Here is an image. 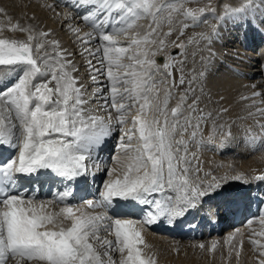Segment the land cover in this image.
Returning <instances> with one entry per match:
<instances>
[{"label":"snow or ice","instance_id":"1","mask_svg":"<svg viewBox=\"0 0 264 264\" xmlns=\"http://www.w3.org/2000/svg\"><path fill=\"white\" fill-rule=\"evenodd\" d=\"M72 7L84 8L81 20L93 27V32L81 35L79 28L69 26L83 48L80 53L61 48L56 38L48 39L51 29L37 30L31 25L11 26L12 30L28 33L26 41L0 38V149L14 153L18 150L17 155L0 161V264H158L155 255L146 254L141 247H148L142 234L145 226L164 220L176 224L193 212L207 218L232 215L251 195L230 190L232 185L246 182L244 173L213 176L207 183L190 179V146L223 152L232 138V126L219 122L230 111L222 103L225 97L220 95L214 101L209 94L205 103L203 89L197 95L192 87L194 77L187 81L188 87L179 94L175 106L169 107L173 89L186 83L182 68L178 84L170 71L183 64L175 56L186 57V42L171 41L177 51L163 56V65L157 64L156 56L165 52L166 38L177 31L174 14L191 17L194 23L200 17L192 10H184L181 0H72ZM258 8L264 9V0H241L236 7L225 4L218 19L251 24L264 34V15L257 18ZM209 11L215 14L214 9ZM4 12L0 8V13ZM199 13H205V9H199ZM114 14H118L115 20L104 18ZM146 17L151 22L143 34L135 32L127 41L117 39L119 35L128 36L137 21ZM69 19L71 14L66 15L65 22ZM164 23L169 25L166 33L160 31ZM181 23L178 40L189 27ZM218 37V28L213 27L211 33H201L198 40L189 38L187 43L206 41L211 54L212 41ZM153 44L154 50L148 47ZM76 55L99 57L96 63L100 66L87 59L85 71L97 85L101 84L97 77H105L110 92L105 86L88 92L87 86L73 75L79 71L71 59ZM261 56L264 52L257 55L253 67L264 74ZM125 58L129 63L123 62ZM17 70L21 71L18 78L6 83ZM159 72L162 75L157 77ZM199 76L207 78L208 71ZM160 84L166 85L163 98ZM259 95L262 93H252V97ZM93 98L100 101L98 110L105 115L94 114L97 109L86 107ZM213 103L218 107L209 110L208 105ZM253 106L255 101L246 107ZM133 108L136 113L131 115ZM257 112L264 114V108ZM209 121L212 131L205 139L204 125ZM129 122L131 127L125 128ZM257 123L264 131V123ZM218 131L222 135L216 143ZM116 133H120L115 157L118 167L105 169L112 178L102 181V190H96L95 199H86L79 207L71 206L75 190L81 185L89 187L90 176L95 179L91 168H100L94 153ZM258 139L249 137L252 144ZM191 156L196 159L194 153ZM199 172L197 164V177ZM24 178L41 185L59 182L63 189L57 190L51 200L25 198L26 192L15 191ZM257 179L264 181V174ZM54 203L64 206L52 211ZM132 206L147 207L142 208L139 218H113L131 215L126 210ZM97 208L109 209L113 215L87 210ZM252 223L249 219L248 224ZM259 224L264 225V212ZM258 235L264 237V231ZM233 241L234 235L230 234L226 239L229 258L234 251L239 264L243 240L239 247ZM250 243L258 246L257 264H264V244L251 236ZM198 247L203 250L205 245ZM216 247L213 241L211 250ZM116 252L118 260L113 258Z\"/></svg>","mask_w":264,"mask_h":264},{"label":"bare ground","instance_id":"2","mask_svg":"<svg viewBox=\"0 0 264 264\" xmlns=\"http://www.w3.org/2000/svg\"><path fill=\"white\" fill-rule=\"evenodd\" d=\"M49 1L52 2V6L54 5L57 8H59V7L61 8L63 6H67L70 8V10H67V11L63 10V13L58 18V21L64 22L66 15L68 14V12H70L69 14H71L72 19L67 20V23H63L62 24L63 28H64V26H66V27L68 26L67 29H70L69 26L74 27L76 23L82 22L81 24H85V26H88L90 29H92L91 32H93V27L91 26V23L90 22H84L81 20V14L85 12L84 8H80V9L73 8L72 4L70 5L71 0H65V2L67 1L68 3L63 4V3H65V2H63L62 3L63 5H61L60 3L58 5V3L56 2L57 0L56 1L55 0H53V1L49 0ZM49 1L46 2L43 5V7L48 6V4L50 3ZM60 1H63V0H60ZM167 1H171V0H167ZM177 2L178 1H175L174 3H177ZM210 2L206 0L203 2H197V3L193 2L191 4H188L189 6L200 5V6H198L199 9L203 8V9L207 10V11H205L206 16H204V17H206L205 19H208V20H207V22H202L203 25H202L201 29H197V28L194 29L192 27L188 28L187 30L190 29L188 31V32H190V37H186L184 42L186 40H188L189 38H195L198 40L199 39V37H198L199 36L198 35L199 30H200V32L205 30V34L211 33V31L213 29L212 26L218 27L219 37L214 38L212 41V44L210 46L211 54H210L209 50L205 47V44H206L205 41L200 42L199 44H197V43L186 44L187 55H186L185 59H183V60H185V62L182 64V65H184V68L182 71H183V75H184L185 79H187V80H186V83L184 86L173 89V92H175V95L170 100L169 107L175 106V104L177 103V98H178L179 94L182 93L188 87L187 81L192 80L194 77H196L195 82L192 84V87L194 89H196L197 95H200L201 94L200 90L203 89L205 103L207 102L206 98L208 97L209 94H211V97L214 101L218 100L220 95H224L225 100L222 103L225 107H229L230 111H229V113H227L223 117V120L219 121V122H225L226 121L228 124H231L233 119H235V118L237 119V117L239 115H244V116L246 115L247 116L248 113L251 112V110H253V111L256 110V108H258L259 106H262V104L264 103V80L262 78H260L259 69H255L252 66L253 63L256 64V57H254V55H251V56L248 55V54L255 53V52H253L254 48H252V47L246 48L245 47V45H246L245 42H247V39L249 38V36L252 38V45H253V41H255V42L260 41L262 38L264 39V37L262 35L259 36L258 32L251 26V24H243L242 25V24L233 23L231 20H225V21L219 23L218 17L220 15H223L224 9L221 10L219 7H217V3L213 2V1H212V3H210ZM238 2H239V0H225V4H231L233 7H236V3H238ZM225 4H223V5H225ZM210 8L211 9H213V8L217 9L215 11V14H213V16L210 15V14H212V12L209 11ZM81 9L84 10V11H82V13H80ZM183 9H184V7H183ZM259 12H260V8L256 11V15H257L258 19L263 14V13H259ZM56 14H57V12H56ZM56 14H54V16H52V12H49V16L51 18L57 16ZM117 16L118 15L116 14V18H117ZM174 17L176 20L174 27L177 31H174L175 33L173 32L172 36L166 38V40L168 42L176 40V34H177V32H179L180 26L182 24L181 23L182 17H184V16L182 14H174ZM13 18H14V20H10L9 16H7V14H4L3 15V21H2L3 23L0 24V28H4V27L6 28V27H10L14 24H19L22 27H27V26L31 25V26H34L35 28L38 27L39 30H45V31L51 29V27L46 22H44V20L40 16H37L36 14L30 13V12H23L22 10H18L13 15ZM104 18H106L110 21L115 20L113 15L108 16V17H104ZM94 19H95V17H94ZM4 20L5 21L7 20L10 22L9 24H7L8 26L6 25ZM58 21H57V24L59 23ZM73 21H75V22H73ZM72 22H73V25H70ZM108 27L110 28L111 24H109ZM168 28H169V25L167 23H164L162 28L160 29V31H162L163 29H168ZM67 29H65V30H67ZM16 30L21 32L19 29H16ZM145 31H146V29L142 30V32H145ZM80 33H83V29L80 30ZM251 33H253V34H251ZM141 34H143V33H141ZM53 35L54 34H52L50 37L56 38L60 42V46L64 47L66 44L69 43V42L67 43L64 39H62V38L59 39L57 36H55V35L53 36ZM2 37H7L9 39L15 38V37L7 36V35L0 36V38H2ZM74 37H75V35H73L69 41H71ZM257 38L259 40H257ZM15 39L16 40H25V38L22 35L16 37ZM179 40H177V41H179ZM182 41H183V39H182ZM77 42H79V41L75 40L73 45L70 47V49L74 48V47L75 48L80 47L81 44L76 45ZM186 43H187V41H186ZM220 43H223V45L225 44V46H224L225 49H226V45H227V47L235 45L236 47H238L237 50L242 52L243 58L246 60V61L243 60L245 62H243L242 65H245L244 63H247L245 71L243 70L242 72H243V74H245L247 76V78H251L250 82H253V84L255 83L254 85H256V87H255L256 90L253 89V84H252V86H249V87H247V85L245 84L246 86H241V87H238L235 89H233V88L231 89V88L227 87V89H228L227 91H226V89L225 90L223 89L222 85H221L222 87H219L220 85L218 83H223L224 85H227V84L229 85V83L231 81H233V83H234V81L239 82V80H240V77H239L240 74H237V73H236L237 75H234V73L231 72L232 75L231 74L225 75V76L222 75L223 77H217V76H220V74H222V73L224 74V72H221L220 69H218L216 72L212 71L213 69H216L215 68L217 65L216 62L220 58H222V57L223 58L226 57L225 59L230 58L229 55H228V57H227V55H225L226 52L222 51L225 49L224 48L222 49ZM169 48H171V47H169ZM169 48L166 51H168ZM218 48H221L222 50H218ZM82 49L83 48H78L76 51L78 52V51H81ZM262 50H264V46H262ZM233 53H234V51H233ZM160 55H161V53L157 54V56H156V58L158 57L157 58V60H158L157 64L163 65L161 58L164 54L161 57H159ZM205 57H208L207 61H208V65L210 67V70L206 66L207 62L204 59ZM249 57H252V59L249 60L248 59ZM96 59H98V58H96ZM260 59H261V57H260ZM209 60L211 61V63H209ZM233 63H236V62H233ZM177 66L179 67L180 65H177ZM235 66H237V65H235ZM220 68H224V71H229V68L227 66L226 67L222 66ZM253 69H255L256 73H253ZM206 70L208 71L207 78L199 76V74L201 72H204ZM170 71H172L173 77L175 78V81L178 84L181 73H178L176 71V68H173L172 70L170 69ZM179 71H181V70H179ZM234 71H236V70H234ZM157 74H160V72ZM11 78L12 77L8 78V81H11ZM8 81H6V83ZM168 82L170 83L171 81H168ZM0 86H2V85H0ZM96 87H98V85L92 87V91ZM159 87L161 89V98H163V94H164L163 90L166 87V85L160 84ZM251 91H256V92L262 93V95L257 96L258 97L257 99L255 98L257 102L260 100V103L257 104V102L255 101L256 102L255 106L246 107L247 105H252L253 103L249 102L250 99L242 100V99H240V97L244 96V94L249 93ZM189 102H191V101H189ZM236 102L238 103V105H241V107H239L238 110H237V108H236V110H234L232 108L233 107L232 104L233 103L235 104ZM99 103H100V101H99ZM89 104L87 106H89ZM91 104H95V103L93 102ZM201 107H204L203 103L201 104ZM217 107H218V105L215 103L208 105L209 110L215 109ZM255 115H256V113H255ZM254 116H249L247 118L245 117L246 119H243V120H246L245 123H248L251 127L250 130L248 129V131H247L248 127H246L247 133H249L250 136L256 135L257 137H260V139H258L255 144H252L249 141L247 142V140L245 138H243L245 136L243 133H246L243 131L244 127H240V124L235 126V123H237V122L234 121V125H231L233 127V129H232L233 132L232 131L231 132L236 134L235 140H232V138H233L232 137L231 140L229 141L228 147L223 152H221V151L216 152L213 150H209L207 148L198 149L195 145L190 146L189 159H191V167H192V171L190 173V179H194L197 181H203V182L207 183V180H208V179H206L207 176L209 175L210 177H213L211 175L212 167H216L217 169L219 167H220L219 169H221V167H229L230 173H233V174L244 173L246 176V182L238 183V184H236L235 187H232V189H230V190L245 191V192H250V193H252V191H255L256 185L258 183L257 180H259V179H257V177L261 174H264V131L260 132L261 128L259 127L258 123H256V122L259 121L260 123H263L264 121H262V120L256 121L255 119L253 120ZM243 123H244V121H243ZM204 131L205 132H203L204 133L203 136L208 137L212 131L211 122H209L208 124L205 125ZM216 135H218L217 140H218V138L220 140L222 133L218 131L216 133ZM238 139L241 141L239 146L242 145V148H236V146H235V144H237V143L239 144ZM219 140H218V143H219ZM215 141H216V138H215ZM259 145H261V146H259ZM244 146H246V148H244ZM255 146H257L258 149L255 148ZM107 148H108V145H106V143H105L103 148L98 153H94V158H96L97 160L99 158L101 159V162H99L100 163L99 169H97L95 167L91 168V172L95 175L96 178H98V176H100V173L98 174V172H100V170H101L102 159H104L105 157L107 159V156H108L106 153ZM254 148L258 150L256 153H255L256 150H253ZM10 150L11 149H8V152H10V154L12 153V155H13L14 154L13 150H11V151ZM195 150L199 153V155L201 154V156H199L197 153H195ZM241 150H242V152H241ZM0 151H1V149H0ZM246 152L251 153V155L246 153ZM102 153H104V154H102ZM193 153L195 154L196 157L197 156H199V157L203 156V160L198 158L200 161L198 160L199 162L195 163L196 160L192 159V156H191V154H193ZM104 155H105V157H102V158L100 157V156H104ZM216 162H218L220 164H216ZM103 164H105V162ZM197 164L200 167V172H199L198 177L196 176V173H195V167ZM231 165L235 168L241 167V169L240 170L234 169L231 167ZM223 169H225V168H223ZM205 173H207V175H205ZM93 180L94 179H92V177L90 176L89 177V187H87L89 189L86 188V195L83 196V199H85V200L88 199V191L93 192V194H96V191L92 189V185H91ZM39 186L40 185H37V187L35 189L31 190L33 193L30 196H28V194L30 192L28 190H24V192H26V193L29 192V193H27V196L25 198L31 197V196L36 197V195L34 193L36 190L39 189ZM49 190H48L49 196L48 195L45 197L38 196L36 198H38L40 200H51L53 198V195L57 191V189L54 188V193L50 192ZM159 198H161V200L165 199L164 197H159ZM83 201L78 202V204H74V203L70 202V205L74 206V207H79V206H81ZM63 206H64V204L54 203L53 205L50 206V210L54 211V210H56L54 208L63 207ZM146 207L147 206H132V207H129L127 209V211L131 212L135 208L136 211H134V213H136V215H137L138 212L140 213L142 211V208H146ZM87 210L88 211H95V212H108V214H109L108 209H104V208H97L95 210L87 209ZM262 212H264V204H263V207L261 210V213ZM198 215L200 216L203 214L195 213V212L191 213L192 219L189 221H194L195 217ZM119 218L127 219V218H138V217H135L133 215H125V216H120ZM205 218H206V220H208V225H209L207 227V231L205 232V234L202 237L194 238L192 240H190L189 238H181V237L180 238L174 237V239L169 238L167 235L156 230V227L158 226L159 222L153 224L150 227L145 226L143 228L142 234L144 236L145 243L148 245V247H144L143 245H141V247L144 248V252L146 254H149V255L154 254L156 259H157L158 264H237V258L235 256L234 251L232 253L231 258H229V244L226 243L227 237L230 234H232V235H234L233 243L237 247H239L240 241L243 240V248L241 250V255L239 258V264H257L256 256L258 255V251H256V248H258V246H254L252 243H250V236L252 239H258L261 242V244H264V237H261L258 235L259 232L264 231V225L259 224V217L257 219L250 217V219L253 220V223L251 225H249L247 222L246 224L241 225L237 229H232V226L229 225L228 227L225 228L226 232L224 233V235H220V236H212V234H210V230L213 228L211 220H212V218H216L219 222H223L224 217L217 218L215 216H212L210 218H207V217H205ZM164 221H166V220H164ZM161 224H162V222H161ZM176 224L180 225V226L182 225L181 222H178ZM165 226H168V225H162L160 227H165ZM253 227H256V229ZM237 230H239V232H237ZM252 230H254V231H252ZM253 232H255L256 235L253 236L252 235ZM102 235H104V234H102ZM213 241L217 242V247L215 250H211V245H212ZM201 243H203L205 245V248L203 250L198 247V245ZM177 249H178V251H177ZM113 258L116 260H118L120 258L118 252L113 253Z\"/></svg>","mask_w":264,"mask_h":264},{"label":"rangeland","instance_id":"3","mask_svg":"<svg viewBox=\"0 0 264 264\" xmlns=\"http://www.w3.org/2000/svg\"><path fill=\"white\" fill-rule=\"evenodd\" d=\"M49 0H0V8H4L5 9V12L4 13H0V24L1 23H3L2 21H3V15L4 14H7V16H9V18H10V20H14V18H13V15L18 11V10H22L23 12H30V13H33V14H36L37 16H40L43 20H44V22H46L50 27H51V30H52V34H54L55 36H57L59 39H64L68 44H66L64 47H62V46H60L61 48H63V49H68V51L69 52H73V51H75V52H77L76 50L78 49V48H82V46H80V47H78V48H71L70 49V47L73 45V43H74V41L75 40H77V38H76V36L71 40V41H69L70 39H71V37L74 35V33L70 30V29H67V27L66 26H64V28L62 27V24L63 23H67V22H63V21H58V18H59V16L63 13V10H70V8L69 7H67V6H63V7H59V8H57L56 6H54L53 5V7H48V6H46V7H43V5L46 3V2H48ZM53 1V0H52ZM56 1V0H55ZM64 1V0H63ZM63 1H60V0H57L56 2L58 3V5H59V3L61 4V5H63V4H66V3H68L67 1L65 2V3H63ZM175 1H178V0H171V1H167V2H170V3H174ZM203 1H206V0H181V2L183 3V7H184V10L186 9V10H192L194 13H197V15L200 17L195 23L192 21V19H191V17H182V22L183 23H187V24H189V27L188 28H197V29H201V27H202V22H207V20L208 19H205L206 17H204V16H206L205 15V13H203V14H200L199 13V7L198 6H200V5H196V6H189L188 4H191V3H193V2H203ZM207 1H211L210 3H212V1L213 2H215V3H217V7H219L221 10L222 9H224V5L223 4H225V0H207ZM50 3L48 4V5H52V2L51 1H49ZM240 2H241V0H239V2L238 3H236V6H239V4H240ZM63 3V4H62ZM71 3H72V0H71ZM19 8V9H18ZM69 8V9H68ZM201 8V7H200ZM212 8V7H211ZM51 9V10H50ZM214 9V8H213ZM259 9V8H258ZM257 9V10H258ZM215 11L217 10V9H214ZM197 11V12H196ZM205 11H207V10H205ZM49 12H52V16H54V14H56V12H57V16H55V17H50L49 16ZM70 12H68V14H69ZM259 13H263L262 15H264V9H260V12ZM101 16H103L104 14L103 13H101L100 14ZM118 15V14H117ZM165 15H167V13H165ZM210 15H212L213 16V14H210ZM261 15V16H262ZM114 16V18L116 19V14H114L113 15ZM260 16V17H261ZM12 17V18H11ZM57 21L59 22L58 24H57ZM4 22L6 23V25L7 24H9L10 22L9 21H5L4 20ZM73 22H75V21H73ZM73 22L70 24V25H73ZM151 22V19H150V17H146V18H141L140 20H138L137 21V27L135 28V29H133V30H130L129 31V33H128V36H125V35H119V36H117V39L118 40H120V41H127L129 38H131L132 36H133V34L135 33V32H139V33H144V32H142V30L143 29H146L147 30V26L149 25V23ZM219 23L221 22L220 20L218 21ZM82 22H79V23H76L75 24V28H79L80 30L81 29H83V33H86V32H91V30L92 29H90L88 26H85V24H81ZM84 23V22H83ZM8 26V25H7ZM143 26V27H142ZM181 26H182V24H181ZM180 26V27H181ZM252 26V25H251ZM145 27V28H144ZM143 28V29H142ZM187 28V29H188ZM212 28H213V26H212ZM216 28H218V27H216ZM36 29L37 30H39V28L38 27H36ZM65 29H67V30H65ZM187 29H185L184 30V34L182 35V36H179V41H177L178 39H177V37H178V35H179V32H177V34H176V40H174V41H177V43H179L180 41H182V39H183V41L186 39V37H190V32H188L189 30H187ZM256 30V29H255ZM168 31V29H163L162 30V32H167ZM218 31H219V29H218ZM257 31V30H256ZM71 32V33H70ZM258 32V31H257ZM22 33V34H21ZM83 33H81V35H83ZM175 33V32H174ZM201 33H204L205 34V30L204 31H202V32H200V30H199V32H198V35L199 34H201ZM24 34V35H23ZM27 34L28 33H26V32H19L18 30H12V28H11V26L10 27H4V28H0V36H3V35H7V36H10V37H18V36H20V35H22L24 38H25V40L27 39ZM251 34H253V33H251ZM13 35V36H12ZM53 35V36H54ZM263 37H264V34L262 35ZM199 37V36H198ZM2 38H7V37H2ZM14 38V39H15ZM7 39H9V38H7ZM48 39H52V37H49ZM153 39H157V37H153ZM257 40H259L258 38H257ZM256 40V41H257ZM186 41H188V40H186ZM185 41V42H186ZM201 42H204V41H201ZM249 42V43H248ZM95 43H98V42H94V44ZM166 43H168V47H167V49L169 48V47H171V48H169V50L168 51H166L165 50V52L163 53H161V55L159 56V57H161L163 54V56H165V55H167V53L169 54V52L171 53V54H175L176 53V49L175 48H173L172 46H171V42H168L167 40H166ZM205 43H206V41H205ZM238 43V42H237ZM246 43V45H245V47L246 48H248V47H250V45H252V38L249 36V38L247 39V42H245ZM80 44V42H77V44L76 45H79ZM186 44H189V43H186ZM221 44V47H222V49L224 48V46H225V44L223 45V43H220ZM231 44V43H230ZM262 44V45H261ZM253 45L255 46L254 47V49L253 50H256V52L255 53H253V54H248L249 56H251V55H254V57H257V55L259 54V53H261V52H264V50H262V46H264V39L262 38L260 41H257V42H255V41H253ZM75 46V45H74ZM90 46H94V45H90ZM121 46H123V45H121ZM260 46V47H259ZM148 47L149 48H151L152 50H154L155 49V45L153 44V45H148ZM259 47V48H258ZM237 48L238 47H236L235 45L234 46H230V47H227V45H226V49L225 50H222L221 48H218V50H222V51H224V52H226L225 53V55H227V57H228V55H229V57L230 58H228V59H225V58H220L216 63H217V65H216V69H213L212 71H214V72H216L218 69H220L221 70V72H224V74L222 73V74H220V76H217V77H223L222 75H232V73H234V75H237V74H240V80H239V82L238 81H234V83H233V81H231L230 83H229V85L227 86V85H224L223 83H218L220 86L219 87H222L223 86V89L225 90L226 89V91L228 90L227 89V87L228 88H233V89H235V88H238V87H241V86H246L247 85V87H249V86H252V84H253V82H250L251 81V78H247V76L245 75V74H243V70L245 71V68H246V64L247 63H244L245 65H242V63L243 62H245L246 60L243 58V55H242V52H240L239 50H237ZM251 48V47H250ZM228 49V50H227ZM83 51V49L81 50V51H78L77 53H80V52H82ZM187 51V50H186ZM232 51V52H231ZM233 51H234V53H233ZM237 51V52H236ZM167 52V53H166ZM230 53V54H229ZM241 54V55H240ZM207 56V55H206ZM239 58H238V57ZM242 56V57H241ZM232 57V58H231ZM234 57V58H233ZM264 56H261V59H264L263 58ZM97 58H99V57H97ZM158 58V57H157ZM157 58H156V61L158 62V60H157ZM237 58V59H236ZM71 59H73L74 60V63H75V66L79 69V71L78 72H75V73H73V75L75 76V77H77V78H79V82L80 83H83V84H85L86 86H87V88H88V92L89 93H91L92 92V87H94V86H97L96 84H94L92 81H91V79H90V74L89 73H86V71H85V61L87 60V59H92L93 60V64H96V66L97 67H99L100 65L99 64H97L96 63V58H92V57H88V56H81V55H76V56H74V57H71ZM175 59H177V60H183V59H185V57H182L181 58V56H175ZM205 60H206V62H207V64H206V66H207V68L210 70V67H209V65H208V57H205L204 58ZM239 59V60H238ZM255 59V58H254ZM253 59V60H254ZM243 60H245V61H243ZM236 62V63H233V62ZM249 61V60H248ZM124 63H129V61L127 60V58H125L124 59V61H123ZM185 62V60H183V63ZM239 62V63H238ZM233 63V64H232ZM249 63V62H248ZM229 64H232V65H229ZM241 64V65H240ZM235 65H237V66H235ZM253 65H255V63H253L252 64V66ZM228 67L229 68V71H224V68H220V67ZM181 67H182V70H183V68H184V65H180L179 67L177 66L176 67V71L178 72V73H181V71H179V70H181ZM253 68H255V69H259L258 67H253ZM82 69V70H81ZM179 69V70H178ZM255 69H253V73H256V71H255ZM172 70V69H171ZM234 70H236V71H234ZM121 71H124L123 69H121ZM232 72V73H231ZM237 73V74H236ZM21 74V71L20 70H17L11 77V81H8V79H7V83H12V82H14L17 78H18V76ZM158 76L157 77H160L161 75H162V72H160V74H157ZM98 78V80H100V82H101V84L100 85H98V87L99 86H105L106 88H107V91H109L110 92V86H108V82H107V80H106V78L105 77H102V76H98L97 77ZM260 78H262L263 80H264V74H260ZM185 80H187V79H185ZM35 82H40L39 80H37V81H35ZM238 82V83H237ZM250 82V83H249ZM217 84V85H218ZM246 84V85H245ZM250 84V85H249ZM255 84V83H254ZM253 84V85H254ZM91 85V86H90ZM222 85V86H221ZM233 85V86H232ZM90 86V87H89ZM195 87V86H194ZM97 88V87H96ZM254 90H256L255 88H253ZM94 91V90H93ZM180 93V92H179ZM252 93H253V91H251V92H249V93H246V94H244V96H247V97H252ZM107 94V93H106ZM173 94V96L175 95V92H173L172 93ZM224 96V95H223ZM258 98L257 96L256 97H252L251 99H250V101L249 102H251V103H253L252 101H256V99ZM240 99H241V97H240ZM94 100V101H93ZM95 103V104H91V103ZM97 102V103H96ZM257 102V101H256ZM255 102V103H256ZM260 103V100L257 102V104H259ZM98 104H99V101H97L95 98H93L92 100H91V102H90V104H89V106H87L88 108H90V109H97V111L94 113V114H98V115H105V113L103 112V111H99L98 110ZM233 105V109L234 110H236V108H237V110L239 109V107H241V105H238V103L236 102L235 104L233 103L232 104ZM258 108H264V103L262 104V106H259ZM258 108H256V110H251V112L252 113H256V115L253 117V120L255 119L256 121H258V120H262V121H264V114H261V113H258L257 112V109ZM136 113V108H133L132 109V112H131V115H134ZM247 117H249L248 115L246 116H244V115H239L238 117H237V119L235 118V119H233V121H232V123L230 124V125H234V121L235 122H237V123H235V126L236 125H238V124H240V127H244V132H246V133H243L245 136L243 137V138H245L246 140H247V142L249 141V137H251L250 135H249V133H247V131H248V129L250 130V125L248 124V123H245V121L246 120H243V119H246ZM240 119V120H239ZM243 121H244V123H243ZM210 122V121H209ZM208 122V123H209ZM207 123V124H208ZM257 123V122H256ZM264 123V122H263ZM128 125V126H127ZM124 127L125 128H129V127H131V123L129 122V123H127V124H125L124 125ZM246 127H248L247 128V131H246ZM204 129H205V125H204ZM233 127H231V131L233 132ZM257 130V129H256ZM203 132H205L204 130H203ZM260 132H263L262 130L260 131ZM234 133H232V140H235V135L236 134H234ZM119 135H120V133H116V134H114L111 138H109L108 140H107V142H106V145H108V148H107V151H106V153H107V160H105L106 159V157H105V155L104 156H100L101 158L102 157H105L104 159H102V163H101V170H100V172H98V174L100 173V176H98V178H96L95 177V179L93 180V182H92V189L93 190H97L98 188H100L101 190H102V187H101V185L99 184L100 183V180H101V182L103 181V180H105V179H109V178H112V177H109L107 174H106V171H105V169H107V168H115V167H118L117 166V164H116V162H115V157H116V155L118 154V152H117V144H118V137H119ZM203 135H204V133H203ZM217 136L218 135H216V143H218V140H219V138H218V140H217ZM253 136H256V135H253ZM247 137V138H246ZM205 139L207 138V137H204ZM238 141H239V144L237 143V144H235V146H236V148H242V145L241 146H239L240 145V140L238 139ZM136 143V141H133V143ZM250 142V141H249ZM259 147V146H258ZM244 148H246V146H244ZM255 148H257V146H255ZM258 149V148H257ZM11 151V150H10ZM258 150H256L255 151V153L257 152ZM216 152H218V150L216 151ZM241 152H242V150H241ZM195 153H197L198 155H199V153L195 150ZM246 153H248V152H246ZM18 154V150H17V152H15L14 153V155H17ZM102 154H104V153H102ZM248 154H250L251 155V153H248ZM254 155V154H253ZM199 156H201V154L199 155ZM199 156H197L196 157V161H195V163H198L200 160L199 159H201V160H203V156L202 157H199ZM199 158V159H198ZM108 159H110L109 161H108ZM199 160V161H198ZM108 161V162H107ZM98 162H101V159L99 158L98 159ZM105 162V164H103ZM116 164V165H115ZM216 164H220V163H218V162H216ZM224 164V163H223ZM231 167L232 168H234V169H238V170H240L241 169V167H233L232 165H231ZM104 168V169H103ZM200 168V167H199ZM220 168V167H219ZM217 169L216 167H212V172H211V175L212 176H216V177H221V176H223L225 173H227L229 176H232V175H235V174H233V173H230L229 172V167H221V169ZM223 168H225V169H223ZM103 169V170H102ZM233 169V170H234ZM231 170V169H230ZM235 171V170H234ZM233 171V172H234ZM222 173V174H221ZM237 174V173H236ZM103 177V178H102ZM210 176L208 175L207 176V178L206 179H208L207 180V182L208 181H210L211 180V178L212 177H210ZM91 180V179H90ZM91 182V181H90ZM236 186V184L235 185H232L231 187H230V189H232V187H235ZM87 189H89V188H87ZM50 192H52V193H54V188L52 189H50L49 190ZM95 195L96 194H93V192H89L88 191V199H93L92 197H95ZM92 196V197H91ZM165 198V197H164ZM263 207V206H262ZM59 208H61V207H56V208H54V209H56V210H54V211H58L59 210ZM133 211H136L135 210V208H134V210ZM140 213H142V215H143V211H141ZM190 215H191V213H190ZM260 217V216H259ZM225 218H226V216H224V220H223V222H224V225L226 226V225H228L229 224V222H226V220H225ZM213 219H216V218H212V220ZM257 219V218H256ZM211 220V221H212ZM224 226V228H226V227H228V226H226L225 227ZM231 226V225H230ZM253 228H255L256 229V227H253ZM252 229V228H251ZM252 231H254V230H252ZM226 232V229L225 230H223V232L222 233H220L219 235H216V234H212V236H220V235H224V233ZM102 234H104V233H101V235ZM249 237V236H248ZM174 239V238H173ZM190 240H192V239H190ZM259 249L258 248H256V251H258ZM203 253V252H202ZM227 253V252H226ZM119 254V253H118ZM14 261H11L10 262V264H14L13 263ZM32 264H35V262L33 261V262H31ZM30 263V264H31Z\"/></svg>","mask_w":264,"mask_h":264},{"label":"water","instance_id":"4","mask_svg":"<svg viewBox=\"0 0 264 264\" xmlns=\"http://www.w3.org/2000/svg\"><path fill=\"white\" fill-rule=\"evenodd\" d=\"M163 57V56H162ZM161 60H162V62L164 63V60H163V58H161Z\"/></svg>","mask_w":264,"mask_h":264}]
</instances>
